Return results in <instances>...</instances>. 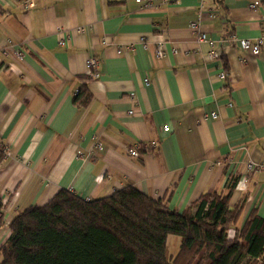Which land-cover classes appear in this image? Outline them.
Instances as JSON below:
<instances>
[{
	"label": "crops",
	"instance_id": "crops-1",
	"mask_svg": "<svg viewBox=\"0 0 264 264\" xmlns=\"http://www.w3.org/2000/svg\"><path fill=\"white\" fill-rule=\"evenodd\" d=\"M232 33H264V0H0V244L17 213L63 188L93 199L134 185L183 211L238 174L237 226L254 209L264 216V169L245 168L264 161V53L251 55ZM92 57L98 76L79 108ZM135 146L140 155L130 156Z\"/></svg>",
	"mask_w": 264,
	"mask_h": 264
},
{
	"label": "trees",
	"instance_id": "trees-1",
	"mask_svg": "<svg viewBox=\"0 0 264 264\" xmlns=\"http://www.w3.org/2000/svg\"><path fill=\"white\" fill-rule=\"evenodd\" d=\"M82 78L74 95L79 108L92 99L87 81L94 76ZM5 157L0 142V166ZM239 180L231 175L223 190L202 194L183 211L134 185L93 199L63 188L10 220L0 264H264V216L254 209L237 226L245 201L232 205L231 198ZM4 225L0 196V228ZM171 234L181 238L172 256Z\"/></svg>",
	"mask_w": 264,
	"mask_h": 264
},
{
	"label": "built area",
	"instance_id": "built-area-1",
	"mask_svg": "<svg viewBox=\"0 0 264 264\" xmlns=\"http://www.w3.org/2000/svg\"><path fill=\"white\" fill-rule=\"evenodd\" d=\"M20 0H13V2H19ZM138 2L142 3L145 7H150L153 2L155 0H137ZM166 1V0H163ZM26 2V7L27 8H34L36 6V2L37 0H25ZM259 2H254L250 4L251 8H254L258 5ZM201 13H199V18L193 20L190 23V27L192 29L195 30H199L201 27ZM83 28H78V32L82 31ZM68 37V34H67ZM231 41H234L236 44H238L243 50L249 52L251 55L257 56L260 55L262 53H264V33L261 34L259 37L257 38H243V37H239L236 34H231L229 36ZM199 38L203 41H208L207 38V34L206 33H200ZM65 42V39L62 38L60 39V43L63 44ZM144 46L147 47L148 43L144 42ZM3 54L7 55L8 54V50L6 48H4L3 50ZM165 54V49H164V45L162 43H160L157 46L155 55L158 57H161ZM14 55L19 58L22 59L24 56V52L20 49H15L14 51ZM208 58L212 59V58H217L219 56V52L218 50H216L215 48H211V50L207 53ZM98 60L95 57L90 58L89 60V74H91L92 76L96 77L98 76ZM220 77L221 78H225L226 77V72L223 71L220 73ZM150 79L149 77H145L144 79V83L145 84H149ZM130 113H132V110L130 111ZM212 118H216L217 114L214 112L211 114ZM171 129V126L169 124H164L163 126V130L164 131H169ZM152 144H156V141H153ZM129 153L130 156H139L140 155V151L138 149V147H132L129 149ZM246 171L248 173H255L259 170L264 169V161H260V162H256V161H249L247 162V164L245 165Z\"/></svg>",
	"mask_w": 264,
	"mask_h": 264
},
{
	"label": "rangeland",
	"instance_id": "rangeland-1",
	"mask_svg": "<svg viewBox=\"0 0 264 264\" xmlns=\"http://www.w3.org/2000/svg\"><path fill=\"white\" fill-rule=\"evenodd\" d=\"M3 229H4V227L0 228V231ZM180 244H181L180 236L174 235V234L169 235V237H168V252H169L170 256L175 255L178 252V250L180 248Z\"/></svg>",
	"mask_w": 264,
	"mask_h": 264
}]
</instances>
